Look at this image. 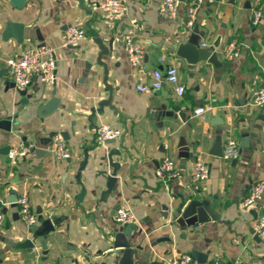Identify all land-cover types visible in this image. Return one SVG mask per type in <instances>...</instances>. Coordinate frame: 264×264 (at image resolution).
Returning a JSON list of instances; mask_svg holds the SVG:
<instances>
[{
	"label": "crops",
	"instance_id": "crops-1",
	"mask_svg": "<svg viewBox=\"0 0 264 264\" xmlns=\"http://www.w3.org/2000/svg\"><path fill=\"white\" fill-rule=\"evenodd\" d=\"M102 1L26 0L19 8L0 0V150L6 144L47 150L38 156L31 151L18 166L8 157L1 160L0 154V210L6 216L0 227V264H116L119 257L111 253L114 229L122 225L115 218L119 206L135 214L136 229L129 240L139 258L149 260L145 264H163L193 252L198 256L192 264H211L215 258L228 264H264V240L254 228L264 197L256 206L241 207L250 187L264 183V110L252 104L263 83L264 0H216L201 6L195 22L202 32L198 45L217 52L218 65L193 64L177 55V44L193 36L185 26L190 0H182L174 20L160 16L161 0H124L127 12L114 19L99 8ZM256 10L263 16L254 25ZM9 21L24 25L23 43L3 39ZM72 26L86 29V37L63 47L62 37ZM129 36L145 47L141 67L132 64L126 50ZM97 37L106 47L112 42V50L102 57L108 73L98 63ZM232 43L240 52L228 59L224 52ZM40 44L55 49L58 77L54 86L34 77L28 93L36 99L26 103L13 85L7 61ZM168 65L178 68L179 82L186 87L183 96L167 82L161 90H139V85L150 84L154 70ZM108 85L113 88L110 105L105 103L111 94ZM54 98L58 108L42 113L40 106ZM204 104L214 106L206 119L193 117ZM162 106L176 117L154 118V110ZM8 118L17 120L11 132L1 125ZM102 124L119 127L121 137L100 143L96 131ZM228 133L241 149L231 161L211 154L217 139L224 143ZM52 134L67 142L68 158L55 159L51 143L38 141ZM183 141L194 157L179 155ZM112 149L121 154L113 155L120 167L110 187ZM168 158L177 162L183 176L166 182L157 170ZM198 160L210 164V176L192 184L190 172ZM22 194L38 215L32 227L21 220L17 201L9 202ZM193 199L208 200L218 220L175 226L177 207ZM41 219L51 220L54 230L39 237L33 230L44 229ZM27 238L36 243L33 251L15 246Z\"/></svg>",
	"mask_w": 264,
	"mask_h": 264
},
{
	"label": "built area",
	"instance_id": "built-area-1",
	"mask_svg": "<svg viewBox=\"0 0 264 264\" xmlns=\"http://www.w3.org/2000/svg\"><path fill=\"white\" fill-rule=\"evenodd\" d=\"M216 0H190L188 4V15L185 21V26L189 31L194 29L195 22L197 20L198 13L201 6L206 3H214ZM182 0H161L159 5V12L162 18L174 20L178 17L180 12V6ZM99 8L108 13L110 19L125 14L127 12V3L124 0H104L99 4ZM263 13L261 10H256L253 16V24H258L262 19ZM86 37V29L79 26H72L67 29L62 37V46L69 47L73 44L83 40ZM207 46L208 44L204 43ZM125 47L129 53L130 60L133 65L141 67L142 60L145 55V47L132 36L127 37ZM240 52V48L232 43L227 49H225V56L228 59L237 57ZM165 58H161V62H164ZM7 69L15 84L17 90L22 91L29 89L34 77H38L39 80L46 86H54L58 77L57 74V57L56 51L52 46L47 44L35 45V47L27 48L20 57L17 59H9L7 61ZM263 83L254 93L252 104L255 107L264 106V72L262 74ZM171 83L176 85L175 91L177 95L183 96L186 87L179 82V71L174 65H168L165 69H156L152 74L150 84L139 85L140 91H147V89L161 90L164 85ZM214 109L211 104H204L198 106L193 112V117L206 119L208 111ZM122 130L113 125L102 124L97 128L96 139L102 143H108L109 141L120 138ZM32 151V145L21 147L20 149H11L8 154V159L13 166H18L21 163V159L28 155ZM50 152L53 157L58 160H64L70 156L67 142L62 135L58 134L52 139L50 145ZM222 155L225 160L231 161L238 159L240 156V146L238 141L231 133L226 135L223 143ZM191 182L192 184L205 181L210 176V164L205 160L196 161L191 168ZM157 175L164 181H168L183 176L177 162L172 159H166L157 170ZM250 193L243 199L241 207L256 206L264 197V183H255L250 187ZM19 207L18 213L21 220L32 227L39 222L38 215L33 211L29 198L22 194L17 199ZM115 218L122 225L132 224L136 217L135 214L124 206H119L115 210ZM5 212L0 210V227L5 223ZM255 232L258 237L264 240V211L258 216L254 225ZM194 258L191 253H183L171 259L169 262L163 264H192ZM211 264H228L220 258H215Z\"/></svg>",
	"mask_w": 264,
	"mask_h": 264
},
{
	"label": "water",
	"instance_id": "water-1",
	"mask_svg": "<svg viewBox=\"0 0 264 264\" xmlns=\"http://www.w3.org/2000/svg\"><path fill=\"white\" fill-rule=\"evenodd\" d=\"M11 4H13L15 7L21 8L26 0H10ZM193 29V36H190L189 38L184 39L182 42L178 43L175 49L177 50V55L180 57H184L187 59L188 62L196 64L198 62L207 61L209 63H213L214 65H218V54L217 52H212L207 49H203L198 45V35H201L202 32L199 30L198 25H194ZM3 39L8 40L11 38H15L16 41L19 43H23L25 40V31H24V25L19 22H12L9 21L4 29ZM96 42L98 43L99 47H101V53L98 58V63L105 67L107 73H108V66L102 62V57L104 55H108L109 52L112 50V42L109 43V46L106 47L103 43V39L101 37L96 38ZM108 75L106 77L107 81ZM13 85L15 86L14 82ZM111 89L110 98L105 101L107 105H110L111 98L113 96V88L111 85H108ZM21 95H23L26 98V103H29V101H35L36 97L33 94L28 93V89L20 91ZM59 99L54 98L48 101L46 104L41 105L40 111L46 112V113H52L58 108L59 106ZM262 109L264 110V106H262ZM155 114H152V116L156 119H160L162 116H172L174 115L176 117V114H174L172 111H165L164 106H162L160 109L154 110ZM181 116V114H180ZM17 122L16 118H8L1 122V125L6 128L8 131H12V126ZM55 135L52 134L50 136L40 137L38 141H40L41 145H48L52 143V139ZM114 141V140H112ZM112 141H109V143H112ZM249 138L245 137L242 140V146L246 147L248 146ZM222 146H223V138L219 137L216 141V143L213 146V150L211 151V154L223 157L222 155ZM12 149V144H6L4 145L1 150L0 154L2 155V159L4 162H6L8 154L10 150ZM241 151V149H240ZM32 152H35V154L41 155L47 152L45 148L42 146H35L32 145ZM121 152L118 149H112L110 154L108 155V158L110 160V165L113 166V174L110 177V187L113 186L114 182L116 181V173L117 170L120 167V163L115 161L113 158V155H120ZM182 158H190L194 157L193 153L190 151L187 144L183 141L180 145V154ZM27 156L25 155L23 157V160L26 161ZM14 191V190H11ZM4 202H7V199L3 200ZM17 201V197L11 196L9 199V202H15ZM177 216L174 220V225L181 228H186L188 226H194L200 223H206L210 220H218V215L214 212V210L210 206V202L208 200H198L193 199L187 205L183 208V206H179L176 209ZM42 222H44V229L34 228L33 231L41 237L47 235L50 231H53L54 228L52 226L51 220H44L41 219ZM136 229V225L134 223L129 225H121L118 228L114 229L115 236L113 241V248L115 251L111 253V256L113 258L119 257V259L116 261V264H145L149 263V260H141L139 258V252L137 249H135L131 242L130 238L133 235V231ZM18 248H26L29 251H33V249L36 246V243L33 239L27 238L25 241H23L20 244L15 245ZM140 248V247H137ZM193 256H198L197 252H193ZM193 257V258H194ZM145 262V263H144ZM106 264V263H105Z\"/></svg>",
	"mask_w": 264,
	"mask_h": 264
}]
</instances>
